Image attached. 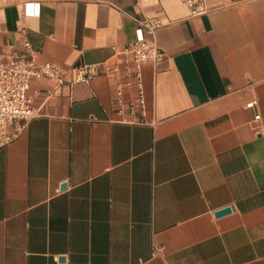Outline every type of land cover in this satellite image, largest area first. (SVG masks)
Returning a JSON list of instances; mask_svg holds the SVG:
<instances>
[{"label":"crops","instance_id":"crops-1","mask_svg":"<svg viewBox=\"0 0 264 264\" xmlns=\"http://www.w3.org/2000/svg\"><path fill=\"white\" fill-rule=\"evenodd\" d=\"M206 5L0 0L5 53L27 40L66 71L153 16L166 54L142 65L141 122L115 113L104 77L50 97L54 81H31L42 115L0 146V264H264V0Z\"/></svg>","mask_w":264,"mask_h":264},{"label":"built area","instance_id":"built-area-1","mask_svg":"<svg viewBox=\"0 0 264 264\" xmlns=\"http://www.w3.org/2000/svg\"><path fill=\"white\" fill-rule=\"evenodd\" d=\"M182 1L192 16L209 12L206 0ZM163 25L157 17L144 16L138 20L136 40L124 45L112 44V54L108 58L70 67L66 71L51 62H38L27 40L22 42L21 53H5L0 49V146L15 140L30 120L42 115L29 95L33 79L56 83L54 90L45 92V96L50 97L63 84L73 86L88 83L97 76L104 77L112 88L115 113L122 119L141 122L146 110L142 65L145 62L159 63L166 57L165 52L146 35L153 36ZM255 104L256 101L251 100L246 107L251 108ZM259 117L256 114L254 120Z\"/></svg>","mask_w":264,"mask_h":264},{"label":"water","instance_id":"water-1","mask_svg":"<svg viewBox=\"0 0 264 264\" xmlns=\"http://www.w3.org/2000/svg\"><path fill=\"white\" fill-rule=\"evenodd\" d=\"M65 187V184H62L61 185V188ZM232 211V208L231 207H225V208H222V209H219L217 211L214 212V215L215 217H220V216H223L225 214H228Z\"/></svg>","mask_w":264,"mask_h":264}]
</instances>
